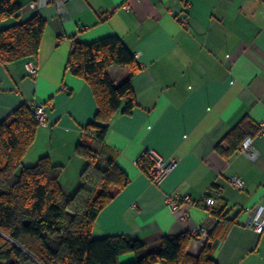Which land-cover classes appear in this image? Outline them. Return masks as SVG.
I'll return each mask as SVG.
<instances>
[{
    "label": "crops",
    "instance_id": "1",
    "mask_svg": "<svg viewBox=\"0 0 264 264\" xmlns=\"http://www.w3.org/2000/svg\"><path fill=\"white\" fill-rule=\"evenodd\" d=\"M18 3L19 15L0 22V32L36 15L46 22L36 57L0 64V122L22 104H48L23 166L47 156L62 167V190L77 191L86 162L75 147L96 104L86 82L68 71L67 59L74 42L115 35L140 66L131 80L138 106L130 115L118 112L105 138L130 181L99 214L92 238L128 236L152 247L164 236L205 226L209 234L192 239L188 254L198 256L209 237L216 264H264V232L245 226L252 211L264 207V134L251 139L255 159L240 149L228 158L216 151L244 117L264 129V0ZM25 65H35L37 74L27 76ZM106 73L114 84L128 77L126 66ZM149 151L176 160L159 185L135 164ZM232 176L242 180V189L229 183ZM207 193L216 201L213 218L201 201ZM174 195L198 202L172 212L165 198ZM184 211L189 217L180 220Z\"/></svg>",
    "mask_w": 264,
    "mask_h": 264
},
{
    "label": "trees",
    "instance_id": "2",
    "mask_svg": "<svg viewBox=\"0 0 264 264\" xmlns=\"http://www.w3.org/2000/svg\"><path fill=\"white\" fill-rule=\"evenodd\" d=\"M20 10L18 0H0V22L17 18ZM45 25L36 15L3 29L0 64L36 57ZM114 65L128 69L127 79L117 84L106 73ZM67 69L86 82L96 104L75 147L86 162L80 185L73 195L66 194L59 183L62 167L47 156L23 166L39 126L30 106L20 105L0 122V264H216L209 237L198 256L187 252L196 238L191 234L164 236L152 247L128 236L92 238L91 227L99 214L130 181L105 138L118 112L130 115L138 106L131 80L140 66L123 41L110 35L91 43L74 42ZM260 132L244 117L225 135V147L220 143L216 151L228 158ZM140 162L148 174L154 162L148 156ZM130 255L132 259L121 260Z\"/></svg>",
    "mask_w": 264,
    "mask_h": 264
},
{
    "label": "built area",
    "instance_id": "3",
    "mask_svg": "<svg viewBox=\"0 0 264 264\" xmlns=\"http://www.w3.org/2000/svg\"><path fill=\"white\" fill-rule=\"evenodd\" d=\"M47 1V0H43ZM181 24L186 23V19L184 17H180ZM25 72L27 76H35L37 74V67L35 65H25ZM48 104H39L31 107V112L34 115L36 123L41 126L44 125L46 112H47ZM261 134H264V129L261 128ZM240 151L249 155L251 159H255L256 153L251 150V139H246L241 147ZM148 156L153 162L154 165L148 171V176L151 181L155 185H159L161 181L166 177L167 174L174 168L176 164V160L174 159H164L162 157L156 156L153 152H145L142 154V157ZM141 158L135 161V164L141 166L140 162ZM229 183L235 187L236 189L243 188V182L236 176H232L229 179ZM203 203V207L207 210L210 217L213 218V211L216 206V201L214 195L212 193H207L203 199L201 200ZM198 201L192 199L189 196H167L165 198L166 207L172 212H179L182 206H186L187 208L195 207ZM187 211L180 213L179 219L186 220L188 218ZM245 226L253 229L257 233L264 232V207L257 206L254 211L250 214L249 218L245 222ZM210 232V228L205 226H199L198 228L192 230L191 235L193 237H198L200 235H208Z\"/></svg>",
    "mask_w": 264,
    "mask_h": 264
},
{
    "label": "bare ground",
    "instance_id": "4",
    "mask_svg": "<svg viewBox=\"0 0 264 264\" xmlns=\"http://www.w3.org/2000/svg\"><path fill=\"white\" fill-rule=\"evenodd\" d=\"M26 64H27V63H26ZM167 176H168V175H167ZM167 176H166V177H167ZM162 181H163V180H162ZM193 230H194V229H193ZM256 233H257V232H256Z\"/></svg>",
    "mask_w": 264,
    "mask_h": 264
}]
</instances>
